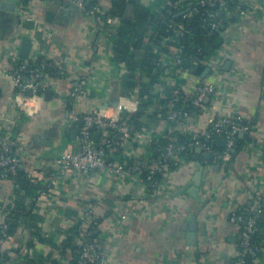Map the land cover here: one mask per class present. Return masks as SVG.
Instances as JSON below:
<instances>
[{"label": "crops", "instance_id": "crops-1", "mask_svg": "<svg viewBox=\"0 0 264 264\" xmlns=\"http://www.w3.org/2000/svg\"><path fill=\"white\" fill-rule=\"evenodd\" d=\"M141 1L151 9L162 8L165 3V0ZM102 3L108 10L110 0ZM246 3L248 6L244 4L246 7L240 10L239 19L226 27V38L219 48L220 71H213L207 77L216 83L218 91L208 98V108L187 121L185 131L168 120L163 112L165 104L156 100L148 108V127L139 133L143 136L133 139L120 152L119 157L134 163L121 181H113L104 168L87 176L62 175L48 196L40 193L46 189V181L53 172L52 162L80 142V127H77L78 136H72L71 115L76 110L99 109L107 110L109 115L119 97L136 94L137 98L136 90L127 86L130 72L124 62L116 59L114 40L120 23L115 19L118 16H108L112 17V23H98L73 4L30 0L33 19L28 26L38 42L32 50L52 60L63 72V77L51 76L52 88L44 93L40 109L30 116L13 98V82L7 72L17 17L0 7V120L3 132L11 131L20 142L23 154L37 159L32 172L27 170L29 166L23 167L36 183L25 197L26 207L34 216L19 221V226L3 244L1 251L9 256L8 264H26L27 254L43 257L49 264L75 263L81 234L76 236L70 231L87 209H92L93 218L100 221L97 239L105 243L108 264L236 263L243 236L233 214L247 201L254 205L258 197L264 200V0H246ZM227 12L230 11L227 9ZM132 14L133 8L129 5L124 16L129 18ZM41 25L53 34L47 37ZM177 49L176 43L166 47L163 58L172 61ZM76 74L92 78L86 95L70 98L71 104L66 106L58 95L76 85ZM194 84H181L185 97L191 94ZM172 89L173 84L168 81L159 98L167 101ZM47 92H52L48 100ZM238 114L250 120L252 128L245 134L249 140L227 167L215 163L203 151L168 174L157 189L148 188L137 167L148 160L154 139L167 138L178 131L201 134L216 116ZM216 143L221 147L224 140ZM197 161L208 168L194 197L182 189L192 181L198 169ZM22 192L13 178H3L0 174V219L7 217L6 208L13 206ZM66 208L76 210L77 216L67 217ZM194 216L197 243L190 245L184 227ZM39 233L46 239L42 241ZM257 241V264H264V228Z\"/></svg>", "mask_w": 264, "mask_h": 264}, {"label": "built area", "instance_id": "built-area-1", "mask_svg": "<svg viewBox=\"0 0 264 264\" xmlns=\"http://www.w3.org/2000/svg\"><path fill=\"white\" fill-rule=\"evenodd\" d=\"M68 1L84 10L90 17L96 19L98 23H103L104 21L113 22L112 17H105L106 9L102 3L103 0H98L99 3H95L91 8L87 7V3L91 0ZM229 1L230 0H199L202 5L220 7L225 10L226 13H229L227 12ZM241 1L242 4L247 5L246 0ZM183 3L184 0H178L175 5L183 8ZM165 4H169V1L165 0L164 5ZM192 12L193 10L190 9L185 11L183 15L184 17H189ZM17 16V31L10 41L11 50L7 72L10 74L13 82V98L18 104V107L31 116L40 109V102L43 100L44 93L52 88L50 83L52 75L41 67H29L32 62L37 60V56L39 55L34 52V50L31 51L27 59H22L20 63L18 50L22 37L24 35H29L33 39V45L38 43L34 36L31 35V28L28 26V22L33 19L30 0H19ZM218 16V11L209 12V17L211 18L209 21V33L221 27L222 21ZM115 19L117 23H120V17ZM40 28L47 37L53 34L44 25H41ZM178 29L183 33L185 25L183 23L179 24ZM174 43L178 46L177 52L172 61H167L163 58V71L159 78L160 81L155 86V92L162 95L164 92V85L167 84L168 81H171L173 89L167 96V101L165 103V109L168 112L167 118L168 120H172L176 127L182 128L185 131L187 121L196 117L202 110L208 108L207 100L211 95L217 93L218 87L216 83L207 80V77L201 78L200 76H195L189 69L180 67L183 62L179 55L182 52V47H180L179 41L172 36L165 37L161 41V44L156 47V50L162 47H169ZM163 56H165V53H163L161 57ZM201 57L203 58H199L198 55L194 56V65L200 62H204L206 65L213 63L216 64L213 71H220L222 60L220 58L219 49H215ZM25 70L27 74L23 75L21 72ZM213 71L211 72L212 74L214 73ZM76 75L78 77L76 85L71 90H66L58 95L59 100L66 106L70 104V98L80 99L86 95V87L92 78L91 76ZM53 78L57 79L58 77L54 76ZM191 82H195V84L191 89V94L185 97V100L188 101V107L186 109H179L177 108V103L181 96H183L181 84L185 83L189 85ZM135 96L119 97L118 104L113 107L112 114L109 115L107 114V110L104 109L92 112H79L76 110L71 115V122H83L80 128V142L75 149H66L55 157L51 164L53 172L49 175L46 181V189L40 193V196L52 194L62 175L76 174L87 176L92 171L104 168L109 171L113 181H121L126 176L129 169V160L123 158L111 159L110 157H112V154L118 151V149L124 152V149L133 139L143 136V134H137L132 137L128 127L120 122L122 115L137 110V105L140 101ZM92 127H96L97 131L100 133L99 142H96V137L92 136ZM251 128V121L244 118L242 115L216 116L210 127L205 129L203 133L192 135L189 145L193 148L201 147L203 151L211 153V157L216 163L225 166L232 158V151L236 145V135L240 133H250ZM108 129H113L119 133L116 141L109 138ZM3 130L4 125L0 120L1 176L3 178H9L10 175L16 174L18 167L23 168L29 166L27 170L32 172L33 163L36 162L35 160L37 159L33 156H26L23 154V147L20 142L14 138L12 132H3ZM220 136H224L226 139L221 150L214 147L217 138ZM167 138L170 142L165 146L163 152L156 155L150 154V158L137 167L138 169L141 167H147L149 169L148 179L153 182V189H157L161 183L160 180L155 179L158 173L164 175L166 178L168 174L181 167L187 160L179 155V152L184 146L179 147L171 142L174 138L173 134L168 135ZM12 154L15 156L13 157ZM42 165L45 166L47 164L42 162ZM261 214H264V200L260 197H258V200L249 209L247 215L243 212H234L233 219L240 224L243 236L239 245L235 264H257V252L259 247L258 245H254L253 237L259 229L256 217ZM79 219L82 224V233L80 236L81 251L73 264H108L105 243L97 238L92 239V242H88L92 229L100 225L98 219L93 218L92 209H87L86 213ZM9 225L10 223L6 218L0 219V249H2L3 244L9 238L7 232ZM250 256H253L252 261L249 260Z\"/></svg>", "mask_w": 264, "mask_h": 264}, {"label": "trees", "instance_id": "trees-1", "mask_svg": "<svg viewBox=\"0 0 264 264\" xmlns=\"http://www.w3.org/2000/svg\"><path fill=\"white\" fill-rule=\"evenodd\" d=\"M168 1L169 4H165L162 8L154 7L151 9L152 7H148L141 0H110V7L106 10L105 17L118 16L121 19L120 27L118 28L114 40L117 50L116 59L125 63L127 70L130 72V79L127 81V86L129 89L136 90L137 98L140 101L136 111L125 113L120 120V122L128 127L132 137L143 132L148 127L147 119L150 116L148 108L156 100L163 104L166 103V99H160V95L154 90V86L160 81L159 78L163 71V57L161 56L163 53H166V48L164 47L156 50V47L161 44V41L168 36H172L178 40L180 47H182V52L179 55L183 60L180 67L183 69H189L192 72L195 66L194 56L198 55L199 58H203L201 56H204L215 49L212 48L208 53L206 52V45L211 43L216 37V31L209 33V21L211 20L209 12L218 11V18L222 21L221 25L229 26L239 19L240 10L242 11L246 7L242 4L241 0H230L227 8L230 12L226 13V11L220 7L202 5L199 0H184L183 4L185 7L183 6V8L175 5L178 0ZM95 3H99V1L91 0L87 3V7L91 8ZM129 5L133 8V14L131 17L126 18L124 15ZM190 9L193 10V12L189 17H184L183 14H179L183 10L188 11ZM181 23L185 25L183 33L178 29V26ZM37 57V60L32 62L29 67H41L50 75L63 77L62 69L55 66L52 60L40 54ZM21 62L22 59L20 58V63ZM21 73L23 75L27 74L26 70ZM144 77H148V80L145 81ZM183 96H181L177 103V108L179 109H186L188 107V101L185 100V96ZM163 112L168 116V112L165 108H163ZM170 122H172V120H170ZM95 131H97L96 127H92L93 137H95ZM108 131L109 138L116 141L119 133L113 129H108ZM175 133L176 134H174V138L171 142L179 147L184 146L179 152V155L184 159L192 160L195 154L193 150L194 148L189 145L192 134L179 131ZM95 140L96 142H99L100 138H95ZM247 140H249L248 136L240 137L239 134L236 135L235 147L237 150L236 152L232 151V159L243 148ZM169 142L170 140L164 136L154 139L150 144L147 158H150V154L156 155L163 152L165 146ZM214 147L219 150L222 149V146L220 147L217 143L214 144ZM120 152H122L121 149H118V151L113 153L110 158L122 159L119 157ZM229 162L226 164V167ZM128 163L129 167L131 166L133 168L134 163H131L130 161H128ZM137 171L142 180L148 184V188L152 190L153 182L148 179L149 169L147 167H141ZM10 177L16 181L19 189L23 190V192L13 206L6 208V219L10 223L9 228L7 229L9 235H11L19 226V221H23V219L29 217L33 218L34 215L26 207L25 197L30 193V187L36 186V183H34L29 177L28 172L21 167H18L16 174L10 175ZM164 178V175H161L160 173L155 176V179L160 181ZM252 205L251 201H247L238 207L236 213L243 212L247 215ZM256 218L259 229L253 237L254 245H258L257 240L259 239V233L262 228H264V214H261ZM81 226L82 224L80 223V220H78L74 227L71 228L70 232L76 236L77 233L80 235ZM98 228L99 227L92 229L90 238H99L96 232ZM38 236L42 241L46 239L40 233ZM72 247L75 248V243ZM257 255L259 256V250ZM249 260L252 261L253 256H250ZM8 261L9 256H7L5 251H1L0 249V264H8ZM24 263L49 264L43 257H31L28 254L25 256Z\"/></svg>", "mask_w": 264, "mask_h": 264}, {"label": "water", "instance_id": "water-1", "mask_svg": "<svg viewBox=\"0 0 264 264\" xmlns=\"http://www.w3.org/2000/svg\"><path fill=\"white\" fill-rule=\"evenodd\" d=\"M49 1H57V2H62L63 5H68V4H73L68 0H49ZM0 7L5 9L6 11L12 13V16L15 14L16 17L17 16V8H18V2L19 0H1L0 1ZM74 6H76L75 4H73ZM78 7V6H76ZM79 8V7H78ZM185 11L180 12L179 14H184ZM226 27L225 25H221L220 28H218L215 32L216 37L212 40L211 43H208L206 45V52L208 53V51H210L212 48L215 49H219L222 47V45L224 44L225 38H226ZM2 34V31H1ZM33 48V39L31 36L29 35H24L22 37V41L18 50V55L21 59H27L29 57V54L31 53ZM226 65H230V61L226 63ZM216 64L213 63H209V64H205L204 62H200L198 64H196L192 70L193 75L195 76H199L202 78H206L208 77L211 72L213 71V69L215 68ZM52 96V92H47L45 94L46 99H50V97ZM118 104V103H117ZM117 104H115L114 106H116ZM105 108H108V103L106 105H104ZM83 122H78V123H73L72 124V136L73 137H77L78 136V129L77 127H82ZM100 135V133L97 131L95 132V137L98 138ZM240 137H245V133H240L239 134ZM224 140V144L226 142V139L224 136H220L217 138V142L219 140ZM1 147V144H0ZM195 152V158H197V154L199 153H203V149L201 147H195L194 149ZM237 148L234 147L233 152H236ZM206 157L211 158V153H205ZM12 156L14 157L15 155L12 154ZM216 163V161H215ZM197 167L198 169L196 170L192 181L185 186L182 190L183 191H188L192 196L197 197L199 190H200V186L202 184V178L204 175V171L206 168V166H204L202 164V162L197 161ZM77 211L72 209V208H66L65 210V215L69 218L72 217H76L77 216ZM196 217L194 216L191 220V223H188L187 226L184 227V230L187 232V239H188V243L190 245H195L197 243V233H196ZM204 231H206V225H204ZM98 233V231H96ZM88 242H92V238L88 239ZM81 251V245H77V257L80 254Z\"/></svg>", "mask_w": 264, "mask_h": 264}]
</instances>
